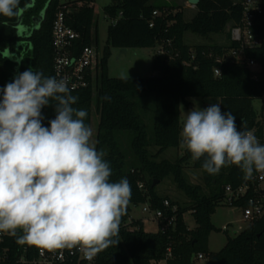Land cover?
Returning <instances> with one entry per match:
<instances>
[{
    "label": "trees",
    "instance_id": "16d2710c",
    "mask_svg": "<svg viewBox=\"0 0 264 264\" xmlns=\"http://www.w3.org/2000/svg\"><path fill=\"white\" fill-rule=\"evenodd\" d=\"M151 1L113 0L111 5L104 8L105 16L110 20L117 19V22L111 23L108 28V41L102 50L96 81L87 88L71 91V95L78 97L73 107L87 112V125L93 126L94 106L100 116L96 147L98 151L106 153L105 159L112 168L110 180L116 182L126 177L132 189L131 201L119 228L120 242L98 254L97 264H152L166 259L169 248L172 256L166 264H196L195 258L200 253L206 256L202 264H264V214L250 222L235 237L229 238L220 251L213 253L208 247L210 233L215 229L211 216L223 205L225 186H238L246 181L241 170L228 166L215 176L204 171L206 193L202 185L191 184L184 173L188 161L195 169H202L203 159L193 162L186 150L176 161L159 159L168 148L180 147V107L188 104L189 98H217L222 112L231 111L235 116L238 128L244 122L241 130L261 129L264 106L258 110L254 102L262 96L263 87L252 80L251 71L244 63L217 62L230 49L238 47L237 43L231 42L228 28L242 20L241 0H199L190 21L185 20L182 10L173 13L174 7L156 6ZM48 2L20 0L19 11L33 4L25 11L23 24L32 27L34 18L39 16ZM78 2L93 0L67 3L51 0L39 29H35L27 38L19 37L17 29L10 25L18 20L19 11L12 18L0 16V88L28 69L54 76L52 33L56 14L59 7ZM262 4L263 13L258 15L253 27L262 45L247 49L245 55L255 59L264 70V0ZM154 12L158 14L154 15ZM67 24L80 33V38L74 43L76 53L85 46L98 47L93 4L74 5L67 17ZM187 32L206 38L226 33L227 41L223 44L211 41L190 45L185 42ZM22 39L30 43L23 55L20 54L22 49H16ZM158 45H163L167 53L154 55L152 71L155 74L151 77L109 76L111 48H156ZM8 51L10 54L18 53L19 61L11 58ZM217 67L221 69L220 76L215 74ZM138 109H142V112ZM146 111H150L152 116L149 117ZM55 115L53 104L44 107L43 125L50 126L49 121ZM143 118L151 121V133ZM168 177L173 178L189 202L182 205L171 202L178 206V216L175 225L168 230L145 231L142 220H129L132 206L148 202L153 208H162L163 200L167 198L157 192L153 183ZM139 183L143 184V189L139 188ZM242 203L245 205V202ZM188 211H191L196 222L194 229L185 223L183 216ZM38 248L18 244L15 237L7 235L0 243V254L7 257L1 264H17V258L24 252L28 257H33Z\"/></svg>",
    "mask_w": 264,
    "mask_h": 264
},
{
    "label": "clouds",
    "instance_id": "9594fccd",
    "mask_svg": "<svg viewBox=\"0 0 264 264\" xmlns=\"http://www.w3.org/2000/svg\"><path fill=\"white\" fill-rule=\"evenodd\" d=\"M19 3L0 0V16H16ZM77 101L65 79L31 69L0 88V234L49 251L76 249L90 262L120 242L132 189L126 177L110 180ZM50 104L56 115L46 127L42 109ZM243 126L218 102L195 106L184 115L179 146L193 162L203 159L209 175L235 166L247 181L264 174V144Z\"/></svg>",
    "mask_w": 264,
    "mask_h": 264
},
{
    "label": "built area",
    "instance_id": "2783aa9c",
    "mask_svg": "<svg viewBox=\"0 0 264 264\" xmlns=\"http://www.w3.org/2000/svg\"><path fill=\"white\" fill-rule=\"evenodd\" d=\"M74 5L83 6V2L69 4L59 7L54 21L52 40L55 51L54 76L57 79H65L71 91L87 88L94 79L100 68L102 51L95 45L83 47L79 53L75 51V41L80 38V33L67 24V17L73 11ZM243 7L242 20L228 28L230 40L237 43V48L230 49L223 58H218L220 64L223 61L242 62L251 71V78L263 87L262 96L259 98L261 106H264V70L259 63L245 55L247 49L258 48L262 45L261 38L254 33L253 27L257 23L258 15L263 13L262 0H241ZM154 12V15H157ZM121 15L118 17L120 18ZM116 23L117 19L111 20ZM151 27L153 24L150 25ZM157 54H166L167 50L163 45L156 47ZM219 70V72L217 71ZM217 76L221 75V69H215ZM261 108V107H260ZM262 127H255L254 132L261 144H264V116L262 117ZM139 188L143 189V184L139 183ZM242 202H245L243 205ZM223 205L230 206L237 212H241L243 219L253 222L264 214V174L253 173V178L243 182L238 186H225ZM145 213L152 214V219L158 224V230L166 231L174 226L177 219L178 207L172 205L168 199L163 200L162 208H153L150 203L143 209ZM130 220V219H129ZM132 221V220H130ZM228 231V226L224 227ZM6 234H0V243ZM24 252L16 260L17 264H97V256L92 261L85 260L83 254L76 249L49 251L39 247L33 257H28ZM172 256L171 249L167 251L164 260L154 261L152 264H166L168 258ZM6 256L0 254V264L6 260ZM206 256L202 253L195 258L196 264H202Z\"/></svg>",
    "mask_w": 264,
    "mask_h": 264
},
{
    "label": "rangeland",
    "instance_id": "374dc122",
    "mask_svg": "<svg viewBox=\"0 0 264 264\" xmlns=\"http://www.w3.org/2000/svg\"><path fill=\"white\" fill-rule=\"evenodd\" d=\"M74 0H60L61 3L72 2ZM85 5L90 4L95 6V21L97 27L98 47L100 51L104 49L108 41V28L111 25V20L105 16L104 8L111 5L113 0H93V2H83ZM151 4L156 6H169L174 7L172 11L175 13L177 10H182L186 21H190L196 13V9L188 1L185 0H152ZM172 10V9H171ZM226 33L214 34L209 38L195 35L191 32L185 34V42L190 45L204 44L211 41H217L219 44H223L227 41ZM28 36H26L27 38ZM30 43L26 39H22L18 42L16 49H22L20 54H25ZM9 55V51L7 52ZM156 54V48H131L126 53L121 48H111V57L108 60V74L110 77L115 78H149L152 76V63L153 57ZM11 58H15L19 61V54H10ZM96 81V78L94 79ZM94 81V83H95ZM188 104H182L180 107L181 122L183 124L184 115L188 111L192 110L195 106H199L201 109L206 108L212 104L220 103L217 98H189ZM254 106L256 109H260L261 102L255 100ZM142 112V109H138ZM144 110V109H143ZM149 117L152 116L150 111H146ZM148 117V118H149ZM145 125L149 132H152V124L149 119L143 118ZM100 121V116L96 112L94 106V112L92 117L94 140L96 141L97 128ZM127 138L124 139V144L127 147ZM155 151V150H153ZM185 150L180 147L168 148L159 159H168L170 161H176L184 154ZM131 155V154H130ZM184 173L187 180L193 185H202L204 192H208L206 186H204V170L195 169L191 161H188L184 167ZM157 192L166 197L170 202H179L181 205L185 202H189V198L186 194L180 190L172 177H168L163 181H158L156 184ZM148 202L141 203L138 206H132L130 212V220H142L144 223V230L148 232H157L158 224L153 221L152 214L145 213L143 209L147 206ZM177 206V205H176ZM178 207V206H177ZM184 220L186 225L190 229L196 227V222L192 216L191 211L184 214ZM211 221L215 226V229L211 231L209 236V251L218 252L228 242L229 238L235 237L243 229L249 225V221L243 219L241 212L235 211L230 206L221 205L211 216ZM228 226L229 230L224 231V227Z\"/></svg>",
    "mask_w": 264,
    "mask_h": 264
},
{
    "label": "water",
    "instance_id": "95a60500",
    "mask_svg": "<svg viewBox=\"0 0 264 264\" xmlns=\"http://www.w3.org/2000/svg\"><path fill=\"white\" fill-rule=\"evenodd\" d=\"M33 2L35 0H32ZM51 0H49L50 2ZM49 2L47 3L46 7L41 11V13L39 14L38 17L34 18V23H33V26L32 27H29V26H26L23 24V16H24V13L25 11L30 7V6H33V4L31 5H28L26 6L24 9H21L19 11V15H18V20L12 24H10L12 27L16 28L17 31H18V36L19 37H26V36H30V34L35 30V29H39L42 21L44 20V17H45V13H46V9L48 7V4ZM188 2L193 5L194 7L197 6L199 0H188ZM123 52L126 53L127 52V49H123ZM10 55V54H9ZM158 182L155 181L153 183V187L157 184Z\"/></svg>",
    "mask_w": 264,
    "mask_h": 264
},
{
    "label": "crops",
    "instance_id": "0c3cea01",
    "mask_svg": "<svg viewBox=\"0 0 264 264\" xmlns=\"http://www.w3.org/2000/svg\"><path fill=\"white\" fill-rule=\"evenodd\" d=\"M236 1H240V0H236ZM193 9H195V8H193ZM127 51H128V49H127ZM153 74H155V73H153Z\"/></svg>",
    "mask_w": 264,
    "mask_h": 264
}]
</instances>
